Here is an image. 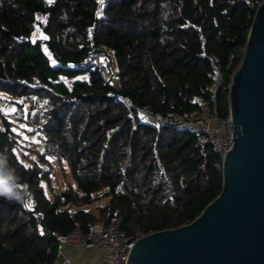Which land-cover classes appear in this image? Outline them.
<instances>
[{
  "label": "trees",
  "instance_id": "trees-1",
  "mask_svg": "<svg viewBox=\"0 0 264 264\" xmlns=\"http://www.w3.org/2000/svg\"><path fill=\"white\" fill-rule=\"evenodd\" d=\"M261 2L0 0V154L26 197L0 198V264H53L59 236H85L98 220L117 217L140 238L202 213L222 190L220 160L178 124L210 104L218 67L230 83ZM94 48L108 56L106 79L73 68ZM44 97L52 109L33 135L57 144L75 183L54 197L47 155L24 163L11 121ZM219 103L226 111L227 94ZM99 193L108 200L86 210Z\"/></svg>",
  "mask_w": 264,
  "mask_h": 264
},
{
  "label": "water",
  "instance_id": "water-1",
  "mask_svg": "<svg viewBox=\"0 0 264 264\" xmlns=\"http://www.w3.org/2000/svg\"><path fill=\"white\" fill-rule=\"evenodd\" d=\"M222 190L191 223L140 237L127 264H264V0L228 96Z\"/></svg>",
  "mask_w": 264,
  "mask_h": 264
},
{
  "label": "built area",
  "instance_id": "built-area-1",
  "mask_svg": "<svg viewBox=\"0 0 264 264\" xmlns=\"http://www.w3.org/2000/svg\"><path fill=\"white\" fill-rule=\"evenodd\" d=\"M103 1L104 0H97L98 3H102ZM91 42L92 46H94V42ZM73 68L80 71L97 70L101 73L103 78L106 79L108 77V58L104 51L94 48L83 59L75 63ZM230 86L231 81L230 83L227 82L225 72L222 71L221 67H218V72L207 89L210 97V104L199 101L202 110L198 113L186 116V118L178 124V126L196 134L198 136L199 145H211L214 153L220 160V166H222L223 161L232 150L234 144V124L228 105L226 111H221L219 103L221 94H227L228 98ZM125 103L129 109L132 108L129 102L125 101ZM27 107L29 108L27 127L30 128V132L29 130L27 131L29 133L33 132L34 134L43 124V114L50 112L52 109L51 99L49 97L37 98L32 105H27ZM142 116H144V114H142ZM149 118L151 121L161 124L160 120L157 118ZM48 149L50 150V154H48L47 157L51 156L58 160L62 159V152L56 143H49ZM57 189V186L53 188L52 191L54 194L57 193ZM125 192V184H120L114 190L115 195L125 194ZM174 195L175 193H172L171 196ZM138 239L139 237H130L121 229L119 219L117 217H112L108 223L104 220H98L90 227L88 234L85 236L75 230L69 235L59 236L58 242L60 248L74 247L87 253L98 254L100 256V264H127L130 252ZM40 264L48 263L41 262ZM53 264H57L56 261ZM61 264L73 263L65 259Z\"/></svg>",
  "mask_w": 264,
  "mask_h": 264
},
{
  "label": "rangeland",
  "instance_id": "rangeland-1",
  "mask_svg": "<svg viewBox=\"0 0 264 264\" xmlns=\"http://www.w3.org/2000/svg\"><path fill=\"white\" fill-rule=\"evenodd\" d=\"M108 58V56H107ZM109 63V62H108ZM109 76V74H108ZM8 95L4 93H0V108L4 111L8 108L7 104L9 103ZM225 99V98H224ZM227 99L225 100V102ZM29 112V108L25 106V118L23 121H12L13 129H15L16 134H18L17 138L20 140V144L18 146V155L20 159L27 164V162L38 161L37 154H50V150L48 149V145L45 141L40 140L38 137H35L30 132V128L27 127V113ZM24 126V127H21ZM29 130V132L27 131ZM29 134H28V133ZM27 137V139H25ZM24 158V159H22ZM49 165H42L44 167H49L51 175L54 179V186H57V193L54 194L53 191H47L48 196L54 197L59 195L61 192L65 191L68 187L72 186L75 187V183L70 175V170L68 165L63 162L62 160L55 159L53 157H48ZM96 201L92 205L85 206L84 208L88 211H95L98 206L103 205L108 198L104 196L103 193H99L96 196ZM81 250V249H79ZM83 251V250H82ZM86 253L85 251H83Z\"/></svg>",
  "mask_w": 264,
  "mask_h": 264
},
{
  "label": "clouds",
  "instance_id": "clouds-1",
  "mask_svg": "<svg viewBox=\"0 0 264 264\" xmlns=\"http://www.w3.org/2000/svg\"><path fill=\"white\" fill-rule=\"evenodd\" d=\"M4 167L9 168L10 171L7 176H0V198L23 202L26 197L18 190L19 177L15 174V170L8 166L7 158L0 154V168Z\"/></svg>",
  "mask_w": 264,
  "mask_h": 264
},
{
  "label": "crops",
  "instance_id": "crops-1",
  "mask_svg": "<svg viewBox=\"0 0 264 264\" xmlns=\"http://www.w3.org/2000/svg\"><path fill=\"white\" fill-rule=\"evenodd\" d=\"M65 259L70 260L73 264H100V256L96 253H84L78 248H61L56 263L61 264Z\"/></svg>",
  "mask_w": 264,
  "mask_h": 264
},
{
  "label": "snow or ice",
  "instance_id": "snow-or-ice-1",
  "mask_svg": "<svg viewBox=\"0 0 264 264\" xmlns=\"http://www.w3.org/2000/svg\"><path fill=\"white\" fill-rule=\"evenodd\" d=\"M13 111H14V109H13ZM21 127H24V126H21ZM14 131H15V129H14ZM25 139H27V137H25Z\"/></svg>",
  "mask_w": 264,
  "mask_h": 264
}]
</instances>
